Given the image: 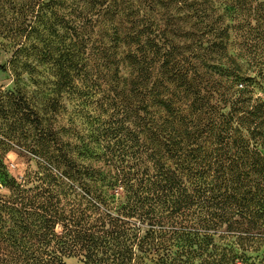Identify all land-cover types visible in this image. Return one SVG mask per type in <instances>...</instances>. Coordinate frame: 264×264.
<instances>
[{"label": "trees", "instance_id": "1", "mask_svg": "<svg viewBox=\"0 0 264 264\" xmlns=\"http://www.w3.org/2000/svg\"><path fill=\"white\" fill-rule=\"evenodd\" d=\"M0 47L108 116L71 143L0 92V264H264L263 0H0Z\"/></svg>", "mask_w": 264, "mask_h": 264}, {"label": "rangeland", "instance_id": "2", "mask_svg": "<svg viewBox=\"0 0 264 264\" xmlns=\"http://www.w3.org/2000/svg\"><path fill=\"white\" fill-rule=\"evenodd\" d=\"M252 25L254 27V21ZM60 46L63 47L61 43ZM70 46V51L76 52V49L72 45ZM78 58H87L91 64L88 52L84 56L79 55ZM201 70L202 73L206 69ZM258 70V67H253L248 72V75L254 77L256 82H259L260 78ZM77 85L79 91L76 94L70 91L63 93L60 89L61 86L57 85V70L53 66L33 57L12 60L11 50L0 47V92H12L22 96L46 124L52 122L57 128L66 127L74 130L76 138L73 137L71 143L94 142L97 134L105 128L101 125V121L108 118L105 113L102 114L100 108L105 97L106 85L104 81L99 83L98 87L90 82L82 85L79 80ZM255 89L258 95L264 97V86H256ZM49 100H53V105L56 108L59 106V109L56 111L50 109ZM60 104L65 106L64 112ZM17 150L10 151L6 155L4 163L9 177L20 181L25 172L35 170L36 165L25 153ZM4 192L5 190L0 189V194ZM70 262L78 264L75 260Z\"/></svg>", "mask_w": 264, "mask_h": 264}]
</instances>
